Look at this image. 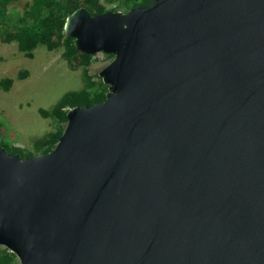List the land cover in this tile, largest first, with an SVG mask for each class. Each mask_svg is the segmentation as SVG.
I'll use <instances>...</instances> for the list:
<instances>
[{"label": "water", "instance_id": "water-1", "mask_svg": "<svg viewBox=\"0 0 264 264\" xmlns=\"http://www.w3.org/2000/svg\"><path fill=\"white\" fill-rule=\"evenodd\" d=\"M64 34L105 99L51 151L0 147V246L19 264H264V0H155Z\"/></svg>", "mask_w": 264, "mask_h": 264}, {"label": "trees", "instance_id": "trees-1", "mask_svg": "<svg viewBox=\"0 0 264 264\" xmlns=\"http://www.w3.org/2000/svg\"><path fill=\"white\" fill-rule=\"evenodd\" d=\"M17 0H0V42L16 41L17 48L25 57L32 58L38 46H44L48 51L62 47V58L73 68L81 67L83 86L76 91L65 92L54 104L52 109L40 108L43 117H51L54 129L43 137L35 140L34 150H23L0 139V147L20 157L46 154L53 149L66 124V112L75 106H91L105 99L107 85L94 80L88 66L92 57L79 51L74 46V39L64 34L66 18L77 8L85 6L90 15H98L105 11L126 12L136 7L150 6L155 0H30L23 8L16 11L13 2ZM111 5V7H107ZM104 54V53H103ZM109 59L111 54H105ZM26 71L18 73L19 79L27 77ZM10 78L0 79V90L8 91L12 87ZM0 264H19L14 253L7 248H0Z\"/></svg>", "mask_w": 264, "mask_h": 264}, {"label": "rangeland", "instance_id": "rangeland-1", "mask_svg": "<svg viewBox=\"0 0 264 264\" xmlns=\"http://www.w3.org/2000/svg\"><path fill=\"white\" fill-rule=\"evenodd\" d=\"M28 1L13 2L16 11ZM62 50L59 47L48 51L40 45L34 50L33 57L28 58L18 50L16 41L0 42V79L7 77L13 80L10 90H0V139L20 149L33 151L35 140L54 129L53 119L41 116L38 110L52 109L65 92L79 90L84 84L82 68L71 67L62 58ZM111 60L103 53L92 57L88 69L95 81L100 80L98 73ZM20 71H26L27 77L17 78Z\"/></svg>", "mask_w": 264, "mask_h": 264}]
</instances>
